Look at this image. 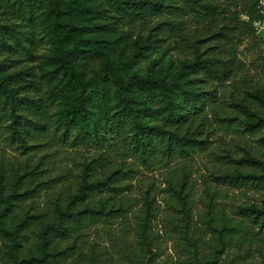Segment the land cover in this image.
<instances>
[{"label":"rangeland","instance_id":"374dc122","mask_svg":"<svg viewBox=\"0 0 264 264\" xmlns=\"http://www.w3.org/2000/svg\"><path fill=\"white\" fill-rule=\"evenodd\" d=\"M212 1L221 6L213 14L202 7L183 10L176 0H168V5L144 19L131 20L117 11L114 30L96 29L105 15L116 13L106 2L101 13L63 4L61 19L81 25L84 36L96 39L112 64L131 56L125 76L136 73L169 81L198 54L231 60L226 79L203 85L213 95L202 111L201 143L190 152H165L159 147L147 158L105 123L116 110L111 96L105 109L112 111L94 110L91 114L97 122V138H74L73 130L63 137L55 119L64 102L46 81L54 62L53 43L36 20L37 43L28 52L23 50L29 24L18 17L11 0L0 2V23L17 29L14 34L3 28L0 72L7 74L9 81L17 80L22 93L34 96V105L25 111L38 117L42 115L36 108L39 104L49 122L46 130L32 129L28 138L32 146L23 148L7 132L9 119L0 107L3 192L11 188L8 179L18 167L34 168L32 180L24 177L19 191L25 187L34 190L21 195L17 208L41 212L48 218L53 215L54 202L63 205L76 190L86 163L87 179L100 177L110 168L119 169L111 187L88 189L84 198L73 203L74 208L87 202H104L106 207L114 203L119 209L109 216L86 212L80 222H70L73 235L58 236L53 243L58 247L73 244L74 251L52 264H88L90 257L93 264H264V222H256L241 210L250 205L264 208V128L254 129L247 123L246 105H261L256 89L264 88V0ZM82 2L88 5L87 0ZM158 21L160 27L156 28ZM260 112L264 115V107ZM159 122L160 117L153 113L149 123ZM237 172L245 176H227ZM176 188H182L186 203ZM2 204L0 199V207ZM225 220L229 229L221 243L212 225ZM143 222L147 224L145 233ZM37 226L34 223L27 231V244L34 243L31 230ZM8 241L0 232V264H13ZM23 247L27 251V245Z\"/></svg>","mask_w":264,"mask_h":264},{"label":"trees","instance_id":"16d2710c","mask_svg":"<svg viewBox=\"0 0 264 264\" xmlns=\"http://www.w3.org/2000/svg\"><path fill=\"white\" fill-rule=\"evenodd\" d=\"M11 1L18 11V17L27 20L30 28L26 30L29 35L27 41L22 44L23 50L28 52L32 49V45L37 43L36 20L43 26L42 29L47 32L53 43L54 62L46 81L60 94L61 101L64 102L62 112L55 119L56 127L63 129V137L73 130L74 138L81 140L97 138L98 126L91 114L94 110L104 114L112 111L105 109L106 99L111 96L116 110L111 112L112 118L110 120L107 118L105 123L119 133L122 141L130 143V147L142 158L156 153L159 147L165 152L176 150L190 152L201 143L198 137L205 122L202 111L209 102L208 97L213 95L212 90L204 89L203 85L213 80H224L230 75L229 58L198 54L183 64L178 74L169 81L160 76H141L136 73L125 76V66L131 56L120 58L112 64L105 52L100 49L98 41L84 36L81 25L65 21L60 17L63 4L66 3L82 12L91 10L101 13V9H106L105 6L102 7L106 2L116 13L105 15L107 18L103 22L99 20L96 29L104 27L114 30L118 23L117 11L123 12L131 20L144 19L152 11H158L168 5V0H87L88 5L82 0ZM176 1L179 2L177 7L183 10L202 7L208 10L209 14L217 13L221 7L218 1L212 0ZM160 23L157 22L156 28L160 27ZM4 27L9 28L14 34L17 32L14 25L5 26L0 23V38L5 36ZM17 83L15 79L9 81L7 74L0 72V107L9 119L7 132L19 145L28 148L32 146L28 139L32 129L46 130L49 122L44 116L45 108L39 104H36V108L42 115L32 117L31 112L25 111L30 105H34V96L26 92L22 93ZM256 93L261 105L251 108L248 103L246 104L249 110L247 123L254 129L264 128V115L260 112L264 107V88L256 89ZM153 113H157L161 122L149 123L152 121ZM88 165L86 163L80 173L76 190L68 194L63 205L60 201H55L53 215L48 218H44L41 212L17 208L23 199V194L34 190V187H25L19 191L23 186L24 177L29 181L32 180L34 168L18 167L8 179L11 188L5 192H3L5 177L3 170L0 169V199L3 203L0 207V232L8 236V253L12 257L13 264L59 262L68 253H73L74 245L58 247L53 243V239L58 236L73 235L70 222H80L86 212L109 216L119 209L118 206L114 207V203L106 207L104 202L92 205L87 202L81 207H73L75 200L84 198L88 189L101 191L102 187H109L119 171L110 168L100 177L87 179ZM227 176L237 178L245 175L237 172L228 173ZM175 190L186 203L182 188ZM241 210L255 217L256 222L260 220L264 222V208L250 205L241 207ZM212 213L209 209L210 219L214 218ZM34 223L38 225L37 229L31 230L35 237L34 243L27 244L29 235L27 231ZM141 225L142 233H145L147 224L143 222ZM212 227L218 239L224 243L225 232L229 229L226 220ZM24 244L27 245V251H24ZM88 264H93L92 257L89 258Z\"/></svg>","mask_w":264,"mask_h":264}]
</instances>
